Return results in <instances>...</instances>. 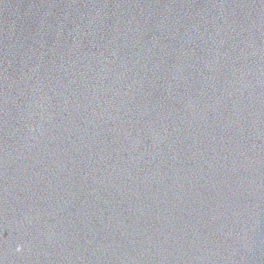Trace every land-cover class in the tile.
<instances>
[{
    "label": "water",
    "instance_id": "water-1",
    "mask_svg": "<svg viewBox=\"0 0 264 264\" xmlns=\"http://www.w3.org/2000/svg\"><path fill=\"white\" fill-rule=\"evenodd\" d=\"M0 264H264V0H0Z\"/></svg>",
    "mask_w": 264,
    "mask_h": 264
}]
</instances>
